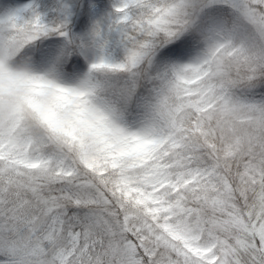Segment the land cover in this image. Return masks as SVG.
<instances>
[{
    "label": "snow or ice",
    "instance_id": "6c2138e0",
    "mask_svg": "<svg viewBox=\"0 0 264 264\" xmlns=\"http://www.w3.org/2000/svg\"><path fill=\"white\" fill-rule=\"evenodd\" d=\"M0 264H264V0H0Z\"/></svg>",
    "mask_w": 264,
    "mask_h": 264
}]
</instances>
